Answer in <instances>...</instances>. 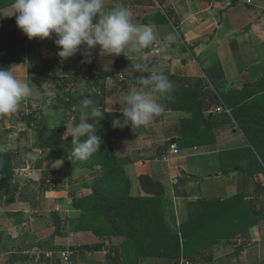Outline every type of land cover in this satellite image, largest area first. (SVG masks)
Returning <instances> with one entry per match:
<instances>
[{"label":"crops","instance_id":"obj_1","mask_svg":"<svg viewBox=\"0 0 264 264\" xmlns=\"http://www.w3.org/2000/svg\"><path fill=\"white\" fill-rule=\"evenodd\" d=\"M116 3L132 11L134 23L156 26L158 43L154 48L144 49L142 57L134 54L105 57L99 55L97 48L92 50V63H82L83 56L79 53L62 62L53 36L37 39L34 42L37 47L26 60L12 66L19 78L30 80L35 87L33 95L22 102L16 113L0 118V152L9 155L5 160L0 157V179L11 170L13 177L8 191L0 189V264H61L59 252L68 249L75 253L74 264H134L135 254L130 245L121 247L124 237H103L91 230H74L72 222L81 214L73 204L74 196H79L77 191L82 190L92 193L86 186L92 173L74 163L69 165L65 154L59 156L40 149L43 138L40 133L43 128L48 132L57 128L54 114L63 119L60 98L68 100L74 94L70 101L79 103V109L75 107L68 114L70 128L76 124L77 113L82 111L83 98H91L100 109L120 112L123 96L138 86V77L153 71L163 72L174 84L170 96L161 100L164 111L149 126L132 129L130 138L115 144L116 154L130 177L133 195H147L141 176L162 184L165 216L173 232H180L181 225L189 219L237 194H245L250 207L259 213L263 211L264 190L240 168L247 166L246 160L230 158L235 166L227 172L231 152L247 146L244 135L237 129L235 135L230 126L214 130L215 138L200 145L205 148L201 153L199 145L181 147L178 141L180 150L191 152L169 162L156 158L168 152L170 142L166 135H171V142L182 139L184 120L197 113L192 87L216 86L227 91L242 89L245 84L264 78V0H105L109 9ZM169 33L177 39L163 48L160 42ZM142 60L147 70L137 71L135 64ZM109 61L110 70L105 71ZM40 97H47L46 106L51 111L46 126L37 125ZM30 112L33 118L29 117ZM216 112L217 108L211 115ZM185 130L190 132L188 128ZM236 137L243 138V142L233 145ZM187 171L196 175L198 183L214 176L216 180H225L224 186L218 183L219 191L213 188L201 195L196 193L201 188L197 185L189 193L185 190L195 182L191 177L193 181H187L181 192L179 179ZM200 175L204 176L202 181L198 179ZM168 177L174 189L166 186ZM188 199L191 204L183 209L179 204L178 211L168 210L176 200ZM252 222L246 234L238 233L221 245L195 250L191 260L183 254L178 259L146 256L138 264H182L183 261L264 264V221L257 215ZM50 253L53 257L48 256Z\"/></svg>","mask_w":264,"mask_h":264},{"label":"trees","instance_id":"obj_2","mask_svg":"<svg viewBox=\"0 0 264 264\" xmlns=\"http://www.w3.org/2000/svg\"><path fill=\"white\" fill-rule=\"evenodd\" d=\"M12 3L13 0L8 6ZM2 7L5 6L0 4V12ZM36 40H29L17 28L15 17L0 13V67L7 69L24 62L37 47L34 44ZM100 78L101 76L96 78L95 86ZM197 82L202 86L201 81ZM192 89L198 111L190 119L184 120L185 135L176 143L179 141L183 146L196 142L209 144L215 138L214 130L228 126L237 129L244 135L247 146L233 150L230 158L232 161L246 160L247 166H240L242 172L252 177L257 186L264 189L261 180L257 181V177L261 179L264 176V78L249 82L242 89L222 91L216 86ZM78 104V101L60 98L64 115L62 124L40 142V149L50 150L59 156L65 154L69 165L74 163L93 174V178L86 183L92 193L88 196H74L73 204L81 213L72 222L75 231L91 230L97 236L124 237L121 247H125L124 244L127 243L130 245L135 254L134 264H138L139 259L146 256L178 259L183 254L191 260L195 250H205L238 233L246 234L247 229L253 225L252 216L261 215L249 206L245 194L242 193L216 203L213 208L182 224L180 232H173L165 216L162 184L148 176H141V184L147 195L134 196L132 193V183L126 167L116 154L115 144L130 138L132 134L131 127H112L113 118L120 116V112L101 109L104 119L99 121L96 129V134L102 139L98 153L86 162H79L71 157L72 138H66L65 132L70 120L68 114ZM215 108H222V111L211 116V111ZM81 112L80 110L77 113L76 124L79 123ZM185 128L190 129V132L187 133ZM0 157L9 159L8 154L1 152ZM11 171L0 179L1 191H8L11 187ZM229 171L231 170L227 172ZM118 257L121 258L122 254Z\"/></svg>","mask_w":264,"mask_h":264},{"label":"clouds","instance_id":"obj_3","mask_svg":"<svg viewBox=\"0 0 264 264\" xmlns=\"http://www.w3.org/2000/svg\"><path fill=\"white\" fill-rule=\"evenodd\" d=\"M17 28L29 39L46 40L55 36L57 56L67 61L78 53L82 63H92V50L99 55L116 57L129 54L143 56V50L155 47L156 26L152 23H134L132 11L122 3L106 8L105 0H13L11 5ZM177 37L169 33L160 42L163 48ZM104 70L108 71L109 64ZM137 71H146L142 60L135 64ZM15 67H0V118L18 111L22 102L31 97L34 85L19 78ZM174 84L163 72L153 71L138 77V86L123 96L120 116L114 117L112 127L137 129L149 126L156 116L164 111L161 100L170 96ZM82 112L79 123L66 129L65 137H71V157L86 162L98 153L102 139L96 134L103 111L91 98L81 101ZM62 117L54 114V122L60 126Z\"/></svg>","mask_w":264,"mask_h":264},{"label":"rangeland","instance_id":"obj_4","mask_svg":"<svg viewBox=\"0 0 264 264\" xmlns=\"http://www.w3.org/2000/svg\"><path fill=\"white\" fill-rule=\"evenodd\" d=\"M12 2V0H0V4L1 5H4L5 7H7L8 6V4L9 3H11ZM5 7H2V9H1V14H3V15H6V16H11V17H15V15H13V8L11 7V6H8L7 8H5ZM74 94H71V95H69L68 96V100L65 98V100L66 101H70L71 99H70V96H73ZM73 98V97H72ZM46 99H47V97H40L39 98V101H38V104L41 106V108L39 109V111H38V113H37V115L39 116L38 118H39V121H38V124H42V123H44V125L46 126V123H47V121H48V114H49V112H51L50 110H49V108L50 107H47L46 106ZM59 105H60V103H59ZM77 109H79V106L77 107ZM31 115H33L32 114V112H30V115H29V117L31 118L32 116ZM33 118V117H32ZM37 124V125H38ZM62 124V123H61ZM43 125V126H44ZM70 126V125H69ZM71 127V126H70ZM68 128V127H67ZM168 128V127H167ZM46 130V128H43V130L41 129V136L42 137H46V136H48L49 134H50V132H48L47 130ZM170 130V129H169ZM168 130V131H169ZM203 130V129H202ZM18 132V131H17ZM234 132V129L231 131V133H232V135H235V133H233ZM171 137V135H166V139L167 138H169V139H167V140H169L168 142H171V140L173 139V138H170ZM236 142H238V143H242L243 142V138H241V137H236V140H235V142H233V145H235L236 144ZM195 144H198L199 146L200 145H202V144H200V143H195ZM195 144H193V143H191V144H189L188 145V147H193ZM232 145V144H231ZM181 147H183V145H181ZM201 148H200V152L199 153H201L202 151H204L205 150V148L203 147V146H200ZM182 150H181V156H184L185 154H187V153H189V152H191V150L190 151H188V150H186V149H184V148H181ZM28 150L31 152L32 151V149H29L28 148ZM158 157H161V156H158ZM229 162L231 163V165L229 164V168H230V170L232 169L233 170V168H234V163L230 160V157H229ZM28 169V168H27ZM192 176H195L196 177V175L195 174H192L191 172H188L187 171V173H185V174H183L182 173V175H181V177H180V179H179V181H181V185H180V188H181V192H183L184 191V185H186V183H187V181H189L188 183H190L191 181H193V180H191V177ZM199 178L198 179H201L202 177L204 178V176H202V175H200V176H198ZM90 178L92 179L93 178V174H90ZM170 177H168L167 178V183H166V186L168 187V189L169 190H171L172 188H173V186H171V184L169 183V179ZM192 179H194L195 180V178H193L192 177ZM261 180V184H264V176H261V179H260V177H257V181L259 182ZM199 181V180H198ZM224 182H225V180H216L215 178H214V176L213 177H211V176H208V178L206 177L205 179H204V181H202V182H200L199 181V183L198 182H196V180H195V182H194V186H190L187 190H185L186 192H189V193H192L191 192V189H193V188H195V187H197V185H201V188L199 189V190H196V193L198 192V194H201V195H204L207 191H209V190H211V189H213V188H215V189H217L218 191H219V188H218V183H220L222 186H224ZM226 182H227V177H226ZM256 183V182H255ZM227 185V184H226ZM174 189V188H173ZM264 190V189H263ZM73 191V190H72ZM72 191L70 192V194H72ZM89 193L90 192H86V191H84V190H82V192H78L77 191V195L79 194V196L78 197H82V196H88L89 195ZM208 193V192H207ZM91 194V193H90ZM173 200V199H172ZM172 200L170 201L171 202V204H172ZM182 200H180L179 202L176 200L175 202H173V206H171V207H169L168 208V210H174V209H176L177 211L179 210V204H180V207H181V209H183V207L185 206V205H188V204H191V201H190V199H188V200H185V201H183V202H181ZM264 208V201H262V209ZM261 214V219L264 221V209H263V212H261L260 213ZM248 218H249V216H248ZM252 218L254 219V216H252ZM259 219V218H258ZM248 220L246 219V222H247ZM221 245V244H220ZM66 247H68V246H65V248ZM263 255H264V250H263ZM81 257V256H80ZM61 263V262H60ZM62 264V263H61Z\"/></svg>","mask_w":264,"mask_h":264},{"label":"built area","instance_id":"obj_5","mask_svg":"<svg viewBox=\"0 0 264 264\" xmlns=\"http://www.w3.org/2000/svg\"><path fill=\"white\" fill-rule=\"evenodd\" d=\"M217 111L221 112L222 108H217ZM180 154H181V150H180L179 146L177 145V143L171 142L168 145V152L161 157H157L156 161L169 162L173 157H176ZM174 181H175V183H177V179H175ZM53 255H54L53 253H50L48 256L53 257ZM58 256L60 258L61 263H63V264H74L75 253L72 250L68 249L65 251H61V252H59ZM182 264H191V263L188 261H183Z\"/></svg>","mask_w":264,"mask_h":264},{"label":"water","instance_id":"obj_6","mask_svg":"<svg viewBox=\"0 0 264 264\" xmlns=\"http://www.w3.org/2000/svg\"><path fill=\"white\" fill-rule=\"evenodd\" d=\"M211 114H212V113H211ZM211 116H212V115H211ZM173 142H176V141H175V139L173 140ZM192 177H193V178H196L195 176H192ZM199 180H201V181H202V179H199Z\"/></svg>","mask_w":264,"mask_h":264}]
</instances>
